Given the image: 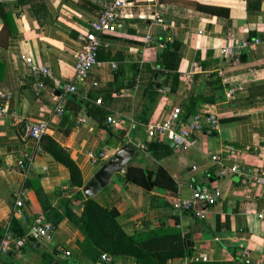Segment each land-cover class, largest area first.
I'll use <instances>...</instances> for the list:
<instances>
[{"label":"crops","instance_id":"obj_1","mask_svg":"<svg viewBox=\"0 0 264 264\" xmlns=\"http://www.w3.org/2000/svg\"><path fill=\"white\" fill-rule=\"evenodd\" d=\"M182 1L224 7L229 15L215 16L183 5L160 4L157 0H127V5L117 10L115 31L101 37L99 64L85 84H75L74 94L61 86L74 82L77 36L94 17L95 7L86 0H22L23 4H2L12 18V33L6 46L0 45V92L4 94L0 104L16 111L22 120L21 123L0 119L3 238L12 216L28 231L34 218L42 216V202H49L63 213L60 196L71 198L78 191L82 193L83 187L71 186L68 170L42 149L36 151L35 140L25 136L24 122H44L46 136L66 149L78 166L83 186L113 158L123 146L122 140L147 145L144 150L135 148L129 164L152 171L161 166L172 176L177 184L175 191L156 187L147 192L124 180V168L92 197L100 206L119 213V222L127 234L158 229L177 231L188 237L190 254L186 256L207 257L206 262L191 264H264V217H258L264 214V183L242 186L237 176L227 172L233 161L219 167L209 157L210 153L229 151L236 163L264 178V0ZM257 4L258 8H252ZM147 34L152 38L149 45L144 41ZM253 38L261 41L255 50L238 49L241 42ZM173 40L179 44L175 93L170 92L166 80L172 71L156 72L151 77L152 71L157 70L155 62L164 43ZM223 48L230 53L222 54ZM23 57L48 66L53 79L32 75ZM236 57L238 63L234 61ZM218 83L223 85L220 93L216 89ZM149 87L158 88L160 95L147 112L148 124L161 121L172 106H180L184 111L183 106L191 97L203 99L215 93L214 103L199 104L198 109L217 114L219 130L198 134V144L192 149L170 147L171 155L157 159L147 150L154 142H146L144 128L137 122L146 102L143 93ZM231 87H241L243 91L227 100L225 93ZM222 93L224 97L218 98ZM85 104L104 110L107 118L116 120L114 126L105 121L112 131L110 135L89 116ZM58 105L64 107L61 115L55 112ZM80 119L85 122L80 123ZM25 154L33 156L28 173L16 165ZM93 156L98 163H91ZM201 186L219 188L223 195L205 209L204 219L174 210L176 200L188 198L191 189ZM17 192L26 198L19 211L15 209ZM74 209L82 210L81 201L74 203ZM11 236L14 241L10 250H0V264H92L78 247L83 235L66 218L48 240L36 242L25 235ZM243 247L249 251L247 259L240 254ZM183 257L165 264H181ZM96 264L136 263L132 258L113 260L108 256V261L101 258V263Z\"/></svg>","mask_w":264,"mask_h":264},{"label":"trees","instance_id":"obj_2","mask_svg":"<svg viewBox=\"0 0 264 264\" xmlns=\"http://www.w3.org/2000/svg\"><path fill=\"white\" fill-rule=\"evenodd\" d=\"M18 1V4H23L22 0ZM157 1L160 4L183 5L220 17H227L229 15L228 9L220 6L182 0ZM86 3L89 4L88 2ZM258 7L259 5L257 4L252 8ZM0 21L2 22L0 45L6 46L7 39L12 33V18L9 12L3 10L2 5H0ZM178 50L179 44L175 40L170 43H164L155 62L157 70L151 73V77H153L156 72L162 74L165 70L172 71L171 74L166 75V80H169L171 93H175L179 81V75L176 72L179 62ZM216 89L220 93L223 91V85L218 83ZM214 94L206 96L203 99H200V96L189 98L183 106V118L195 113L198 110L199 104L214 103L216 101ZM159 95L158 88L149 87L145 90L143 98L146 102L139 113L140 118L137 121L139 124L146 125L149 123V117L146 116L147 112L151 111V107ZM223 97V93L218 96L220 99ZM73 103L77 104L75 101ZM85 108L89 116L96 120L99 126L105 127L107 133L110 135L112 131L105 124L107 113L100 108L87 107L86 104ZM41 142V149L68 170L71 186L81 189L83 181L80 170L71 159L67 150L48 136H44ZM122 143L124 145L126 141L122 140ZM147 150L157 159L172 154L170 146L163 145L160 142L149 144ZM25 167L28 173L30 166ZM123 178L126 182L137 185L147 192L152 191L156 187L173 191L177 189V184L172 176L161 166L152 171L129 164L125 169ZM26 185L27 181L25 182ZM60 197V207L63 209V213L52 207L49 202H42L41 215L44 221L50 223L54 229H57L58 225L65 218L77 228L83 235V240L78 242L80 252L92 264L101 263V256L103 254L110 256L113 260L120 257L132 258L136 264H165L169 260L190 254V249L187 247L186 242L188 237L182 236L177 231L158 229L127 234L119 222V213L115 209H107L100 206L93 198H84L80 191L76 192L71 198H67L66 196ZM76 201H81L82 203V210L80 212H76L74 209ZM7 231L15 237L20 238L27 233V228L12 216ZM2 238L3 233L0 232V241Z\"/></svg>","mask_w":264,"mask_h":264},{"label":"built area","instance_id":"obj_3","mask_svg":"<svg viewBox=\"0 0 264 264\" xmlns=\"http://www.w3.org/2000/svg\"><path fill=\"white\" fill-rule=\"evenodd\" d=\"M18 0H0V5L7 2H15ZM90 5L95 7L94 17L87 22V26L83 28L77 36V42L79 48L73 53L74 59V82L66 85H62L61 88L67 92L76 93L77 83H83L89 79V75L92 69L99 64L97 54L99 48L102 46L101 37L104 34H111L115 31L116 19L118 17L117 10L127 5V0H86ZM158 21V20H157ZM160 21V20H159ZM145 44L149 45L152 41L151 35L147 34L144 38ZM261 43L259 38H253L250 41H243L238 46L239 50L251 51L255 50L256 46ZM222 54L230 53L227 48L221 49ZM23 62L26 64L28 71L34 76H42L45 78L53 79V74L48 66L40 65L34 62L31 57H23ZM235 63L239 62V58H235ZM115 68V65L112 64ZM194 67L196 65L194 64ZM221 75V73H220ZM41 86V85H40ZM92 86H96V83H92ZM243 91L241 87H231L226 93L227 100H232L238 94ZM4 94L0 92L2 98ZM99 104L100 101H97ZM56 114L61 115L64 112V107L58 105L55 109ZM183 109L180 106H172L167 115L158 122H153L147 125H142L144 128V134L146 142H166L171 148L175 150H189L197 146L198 134L202 132H215L219 130V122L217 114L211 112L206 108L198 109L195 113L187 115L183 118ZM0 119H9L13 122H21L19 114L10 109L7 105L0 104ZM80 123H84V119L79 120ZM107 123L110 125H117V122L113 118H107ZM23 130L26 137L32 138L36 142V151L41 150V140L47 133V124L38 123L33 124L30 122L23 123ZM129 139V138H128ZM132 140V139H131ZM129 142L135 145V148L144 150L147 146L144 143ZM210 160L213 164L222 167L228 161L234 163L227 169V172L231 175H235L239 179V183L242 186H256L264 183V178L252 169H248L247 166H243L236 163L233 160L231 152L226 151L222 153H210ZM33 156L31 154H25L22 158L17 160V167L22 172L27 173L25 166L30 165ZM91 163L96 164L98 160L95 156L91 157ZM194 168V167H193ZM15 209L19 211L24 205L26 200L22 192L15 194ZM223 197L219 188L201 186L191 189L190 196L188 198H181L173 203V208L177 212H189L198 219L205 218V209L209 206L215 205ZM258 217L262 219L264 214H259ZM54 232V228L50 223L44 221L42 216L34 218L30 227L24 237H27L32 241H41L43 239H50ZM13 237L9 232L4 234L0 250L4 253L10 250V245L13 243ZM68 255V253H66ZM241 256L249 258V251L243 247L241 250ZM102 260L108 261V256L103 254ZM245 259V263H249ZM206 262L207 257L203 256H184L181 264H191L195 262Z\"/></svg>","mask_w":264,"mask_h":264},{"label":"water","instance_id":"obj_4","mask_svg":"<svg viewBox=\"0 0 264 264\" xmlns=\"http://www.w3.org/2000/svg\"><path fill=\"white\" fill-rule=\"evenodd\" d=\"M157 74H155L156 76ZM135 152V147L131 143L124 144L113 156L103 164L85 186L82 193L86 198H92L100 189L109 184L110 179L116 173L121 172L129 165ZM189 244V241H187Z\"/></svg>","mask_w":264,"mask_h":264}]
</instances>
